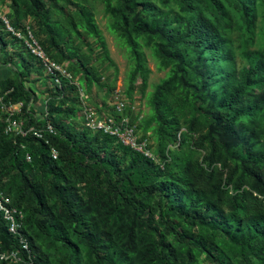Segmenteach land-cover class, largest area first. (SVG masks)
I'll list each match as a JSON object with an SVG mask.
<instances>
[{"label":"trees","instance_id":"16d2710c","mask_svg":"<svg viewBox=\"0 0 264 264\" xmlns=\"http://www.w3.org/2000/svg\"><path fill=\"white\" fill-rule=\"evenodd\" d=\"M100 1L131 58L126 95L138 78L139 91L146 88L144 47L167 69L147 120L157 125L160 161L78 124L79 90L113 89L93 64L96 48L115 68L94 0H10L8 25L26 35L23 19L31 17L32 35L76 83H54L0 18V53L14 68L0 78V96L23 101L16 117L25 125H52L58 153L53 159L33 136L4 134L0 122V191L22 211L18 232L28 246L0 211V252L19 257L0 264H264V0ZM32 72L49 82L41 119L27 109L35 95L24 82Z\"/></svg>","mask_w":264,"mask_h":264},{"label":"rangeland","instance_id":"374dc122","mask_svg":"<svg viewBox=\"0 0 264 264\" xmlns=\"http://www.w3.org/2000/svg\"><path fill=\"white\" fill-rule=\"evenodd\" d=\"M93 14L95 22L105 39L109 56L112 59L115 68L113 66H108L106 61H102L98 50L96 48L93 49V64L100 71L102 80L112 86L113 89L107 90L106 88H99L96 85H93L89 91L88 103L92 107L102 104L104 106L103 108L107 109L105 111L110 112V109H112L110 104L113 101L114 95H118L122 98L126 103L124 112L127 111L129 116H133L136 119L134 122H136L137 125L138 123L141 124L138 131L139 134L145 132L148 136L149 143L153 145V147H151L152 151L156 155V158L160 161V157L157 155V141L155 139L154 132L157 125L154 121L147 123V120L151 113V93L154 86L166 76L167 69L159 67L157 60L152 57L150 50L144 47L143 50L146 58V65L149 69L146 88L143 93L139 91L138 84L140 80L138 78L135 82L136 88L130 96H127V76L132 63L127 47L122 40L111 31L109 26L111 19L108 14L104 13L103 4L100 0H94ZM0 18L4 23L12 26L11 22L14 19V15L10 9V0H0ZM23 24L29 25L30 30L36 33L34 20L31 17L23 19ZM13 72V66L9 62H4L3 56L0 53V78L11 76ZM28 80L29 81L24 82V84L25 86L31 88L35 95L34 100L30 102V107L34 111V114H39L40 111H42L43 103L46 98V84L49 85V82L47 80L45 82L42 76L36 75L34 72L30 73ZM77 121L78 124L82 121L80 114ZM181 126L182 127L180 129H184V123H181ZM191 139V135L188 134L182 145H188L191 142ZM197 155L200 163L204 166L206 163V150L199 148L197 150ZM155 218L158 219V215H156Z\"/></svg>","mask_w":264,"mask_h":264},{"label":"built area","instance_id":"2783aa9c","mask_svg":"<svg viewBox=\"0 0 264 264\" xmlns=\"http://www.w3.org/2000/svg\"><path fill=\"white\" fill-rule=\"evenodd\" d=\"M7 28L11 30L19 38H23L24 43L31 54L39 59L43 65L45 72L52 76V81L59 84L60 77H65L69 80L72 79L71 72L66 68L65 64H60L51 59L44 51L42 46L28 30L26 35H21L19 32H14L12 28L6 24ZM80 91V98L82 99V110L80 112L82 123L93 131H102L103 133L114 136L117 141L122 145L131 148L134 151L141 153L148 159L158 163L159 160L150 147L149 140L147 138H140V134L137 130V123L132 121L130 116L124 112L125 101L118 95H114L111 102L112 111L106 112L101 110L98 112L94 107L88 103V95L83 91ZM24 107L23 101H5L3 96H0V122H3V133L10 135L13 138L33 136L36 139L43 140L45 144L49 145V154L53 159L57 158V150L50 144L49 134H53L54 128L49 123L44 126L25 125L23 120L16 117ZM30 104L27 106V109ZM46 115L45 113V100L43 103L42 111L39 114H35L37 119H41ZM140 119V117H139ZM178 141L174 145H169L170 149L176 147ZM19 151L22 152L24 159L29 162L31 155L27 151L26 145L19 142ZM0 211L3 212V217L8 223V231L13 235H18L19 242L23 249H28L26 239L19 234L18 230L22 226L23 213L21 210L11 206L9 200L0 191ZM0 259H9L17 261L19 259L16 252H0Z\"/></svg>","mask_w":264,"mask_h":264}]
</instances>
